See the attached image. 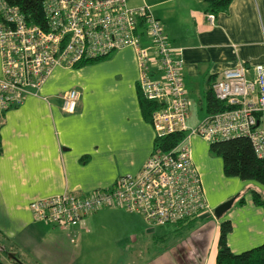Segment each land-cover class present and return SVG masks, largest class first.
I'll return each instance as SVG.
<instances>
[{
    "label": "crops",
    "instance_id": "obj_1",
    "mask_svg": "<svg viewBox=\"0 0 264 264\" xmlns=\"http://www.w3.org/2000/svg\"><path fill=\"white\" fill-rule=\"evenodd\" d=\"M127 3L133 8L149 5L178 49L190 101L189 126L208 114L206 91L224 69L242 63L247 76L254 78V66L264 67V0H232L212 20L205 0ZM141 44H149L145 34ZM137 79L134 50L124 47L80 67H56L39 95H28L21 104L0 113V236L15 240L12 249L27 246L31 236L25 233L40 228V240L29 244L38 251L39 264L96 263L88 246V225L111 214L114 207L87 216L84 224L73 229L76 241L72 243L65 231L36 220L29 203L66 190L85 195L95 188H108L118 176L141 168L153 151L155 133L141 111ZM70 88L77 89L79 97L76 111L69 114L61 110V95ZM188 144L209 207L191 229L174 233L173 226H148L140 215L114 208L133 215L129 221L137 227L140 241L151 242L152 257L144 264H215L218 228L224 219L232 222L227 236L232 252L264 242L263 209L245 191L252 186L264 192V186L225 176L221 158L209 153V142L200 136H191ZM239 194L243 203L235 197ZM231 197H235L233 208L215 217L214 207ZM210 218L212 225L207 226ZM49 227L57 228L58 234L51 235ZM137 239L131 234L129 241L133 244Z\"/></svg>",
    "mask_w": 264,
    "mask_h": 264
},
{
    "label": "built area",
    "instance_id": "obj_2",
    "mask_svg": "<svg viewBox=\"0 0 264 264\" xmlns=\"http://www.w3.org/2000/svg\"><path fill=\"white\" fill-rule=\"evenodd\" d=\"M42 11V23L35 22L18 6L0 0V113L28 95H39L56 67H73L131 47L138 65L137 86L157 104L150 121L155 138L178 132L183 137L168 150L153 149L136 173L118 176L111 187L85 195L66 190L33 199L29 207L36 220L65 231L75 243L73 229L103 207L136 213L152 226L198 216L209 207L190 154L188 140L194 135L208 142L245 136L255 154L264 157L263 65L254 66V78L247 76L242 63L224 69L212 91L231 108L207 114L189 126L183 59L149 5L133 8L127 0H44ZM213 17L208 14L209 20ZM144 34L149 39L146 46L141 44ZM78 97L77 89L65 90L61 110L74 113Z\"/></svg>",
    "mask_w": 264,
    "mask_h": 264
},
{
    "label": "trees",
    "instance_id": "obj_3",
    "mask_svg": "<svg viewBox=\"0 0 264 264\" xmlns=\"http://www.w3.org/2000/svg\"><path fill=\"white\" fill-rule=\"evenodd\" d=\"M5 1L11 5L18 6L22 13H24L30 20L42 23V3L44 0ZM231 2L232 0H205L206 11L215 16L217 13L225 11ZM98 60L100 59L81 61L73 67H80L83 64ZM212 83L206 91V110L208 114L231 108L230 105L218 101L214 97ZM139 102L144 118L151 121V115L156 109L157 104L153 101L147 100L140 90ZM182 137L183 133L178 132L168 136L155 138L153 149L160 148L162 150H168L176 145ZM209 153L221 158L223 173L225 176H234L241 180L254 181L264 186V157H259L255 154L249 138L245 136H235L228 139L211 141L209 142ZM245 191L251 194L254 204L262 207L264 213V192L252 186L246 187ZM235 197H238V203H243L242 194ZM97 211L98 210L95 212ZM196 217L197 216L188 217L165 225L173 226L172 232L174 233H182L183 231L192 228L197 222ZM218 230L215 264H264V242L256 247L235 253L232 252L227 242V236L232 231V222L229 219L221 220ZM0 264L2 263L0 262Z\"/></svg>",
    "mask_w": 264,
    "mask_h": 264
},
{
    "label": "rangeland",
    "instance_id": "obj_4",
    "mask_svg": "<svg viewBox=\"0 0 264 264\" xmlns=\"http://www.w3.org/2000/svg\"><path fill=\"white\" fill-rule=\"evenodd\" d=\"M193 108L194 107L192 106L190 109L191 113L193 112ZM232 208L233 207L229 210ZM115 209H110L109 212L111 214H107L106 216L101 217L99 221L88 225L91 230L90 235L88 236L91 244L88 246L91 251L90 254H94L96 257V263H93L92 261V264H144L145 262H148L152 257V255H150V250L152 252L153 248L151 247V242L140 241L143 240V238L138 235L139 233H136L137 227H132L129 221L132 220L131 218L134 217L133 215L124 212V210L117 211ZM212 221V218L208 219L206 225H212ZM148 226L150 225L148 224ZM165 226L167 225H164V227ZM48 231L51 235H54L55 233L58 234L57 228L50 229L49 227ZM42 232L43 231H41L40 228H37L34 232L25 233L31 236V239H28L30 240L29 244L40 240ZM131 234L137 235L138 242L131 244L129 241ZM23 240H25V236L23 237ZM14 242L15 240L10 241L8 238L0 236V262L2 264L40 263L35 259L38 255V251L34 247H30L32 245H22L19 249H12V243ZM119 243L121 244L119 245ZM9 254H12L13 257H9ZM35 260L37 263L34 262Z\"/></svg>",
    "mask_w": 264,
    "mask_h": 264
},
{
    "label": "water",
    "instance_id": "obj_5",
    "mask_svg": "<svg viewBox=\"0 0 264 264\" xmlns=\"http://www.w3.org/2000/svg\"><path fill=\"white\" fill-rule=\"evenodd\" d=\"M234 199H235L234 197H231L223 201L222 203L218 204L216 207H214L213 209L214 216L220 218L225 212H227L231 208ZM9 257H13V255L9 254Z\"/></svg>",
    "mask_w": 264,
    "mask_h": 264
}]
</instances>
